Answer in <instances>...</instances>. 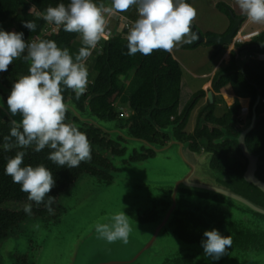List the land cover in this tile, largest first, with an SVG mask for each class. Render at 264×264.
Here are the masks:
<instances>
[{"label":"water","instance_id":"obj_1","mask_svg":"<svg viewBox=\"0 0 264 264\" xmlns=\"http://www.w3.org/2000/svg\"><path fill=\"white\" fill-rule=\"evenodd\" d=\"M232 17L234 25L224 37H205L195 30L196 44L214 43L219 50L231 47L245 63L235 39L245 18ZM207 97L213 103L212 91ZM262 101L258 94L247 123L230 122L236 135L228 127L222 128L219 142L237 144L248 162L242 174H227L214 167L215 152L197 150L191 142L179 139L175 133L178 124L162 129L169 138L165 145L126 136L155 152V158L123 165L110 181L87 178L88 195L102 197L96 205L87 199L90 207L85 210L98 216L90 226L76 228L79 219L69 215L48 228L33 221L31 229L36 237L44 236V242L38 243L30 264H264V181L257 176L264 152L252 154L246 143L261 120L258 109ZM93 122L103 128L98 119ZM156 167L158 175L153 172ZM77 192L78 188L70 197ZM103 208L108 212L102 213ZM121 211L132 227L128 244L99 239L95 224L107 222L105 217ZM27 229L26 235L30 225ZM213 229L233 240L228 254L218 261L206 257L201 246L204 232Z\"/></svg>","mask_w":264,"mask_h":264},{"label":"clouds","instance_id":"obj_2","mask_svg":"<svg viewBox=\"0 0 264 264\" xmlns=\"http://www.w3.org/2000/svg\"><path fill=\"white\" fill-rule=\"evenodd\" d=\"M246 20L252 24H264V0H235ZM137 7L138 18L127 29V55L145 56L154 51L171 52L179 43H192L198 39L192 30L197 9L186 0H111L109 5L95 0H70L66 5L49 6L45 12H37L49 25L62 27L67 33L79 35L82 46L72 54L51 39L37 37L26 41L23 32L0 29V73L7 72L14 61L28 63V74L21 75L13 83L7 97V113L10 133L3 137V148H34L39 153L49 149L47 159L58 167H79L81 162L92 159V146L87 134L73 122H66L69 105L63 93L70 90L79 100L87 91L89 69L87 61L98 44L110 38L109 18ZM30 9V14L35 9ZM23 27L35 32V21L23 22ZM19 116L20 119H14ZM26 152L16 151L8 159L5 173L27 193L29 202L44 205L54 214L52 205L56 197L49 193L56 186L52 171L44 164L22 166ZM32 203H26L23 211L32 215ZM97 222L98 238L109 244L129 242L132 227L124 211ZM201 246L204 255L220 260L232 247V237L223 236L219 230L205 231Z\"/></svg>","mask_w":264,"mask_h":264},{"label":"trees","instance_id":"obj_3","mask_svg":"<svg viewBox=\"0 0 264 264\" xmlns=\"http://www.w3.org/2000/svg\"><path fill=\"white\" fill-rule=\"evenodd\" d=\"M103 1L105 0H95L96 3ZM69 2L70 0H0V29L8 32H23L26 41L37 37L51 39L56 41L61 48L67 47L72 54H75L80 48L75 44L79 35L67 33L63 31L62 27H59L55 33L45 35V30H49L54 25H49L42 17L36 15L37 12H45L49 6L55 7L59 3L67 5ZM186 2L191 4V0H186ZM33 5L36 7L30 14ZM216 8L228 17L230 26L223 35L201 33L205 37H224L234 25L232 16L239 17L227 3L220 2ZM244 17L246 20V16ZM31 20L37 24L35 32L23 27V22ZM192 30L195 32L198 28L195 27ZM126 35L127 30L124 34L110 37L107 41L102 40L98 45L99 53L91 61L92 77H89L87 91L82 96L91 100V109L94 114L99 118L114 119L119 115L117 106H123L132 112L129 116V121L132 122L131 133L153 143H157L156 141L160 137L168 139V136L162 133V129L178 124L175 133L179 139L183 137L182 140L191 142L193 148L197 150L204 147L215 152L214 167L227 174L244 173L248 162L238 145L231 141L220 143L218 140L223 136V127H228V131L231 133L232 126L229 125L232 120L243 124L240 117L241 103L239 99H243L241 101L246 106L248 105L247 98L251 100L248 119L252 115V106L257 95L260 94L264 100V59H259V56H264V31L252 37L250 41L236 45L239 54H244L245 63H241L233 51L229 63L217 71L213 77V91L221 94L230 90L236 98L234 104L227 107L225 113L218 117L215 114L217 102L210 103L208 101L198 116L195 130L190 134L183 133L184 129L188 125L193 110L205 97V91L200 89L195 92L180 111L183 79V68L180 63L171 52L163 50L154 51L148 56L140 53L134 56L127 55ZM197 40L184 44L182 48L194 49L201 46L202 44H196ZM207 45L217 46L214 43ZM225 48L217 49L212 58H218ZM22 69H25L24 61L15 68L11 67L12 71ZM93 72H95L94 76ZM69 93L75 96L70 90H66L63 95L67 97ZM258 113L261 120L246 139L252 154L264 152V104L258 109ZM9 133L10 125L4 127L3 133L0 131V201H3L9 194V196L16 194L19 199L28 195L22 192L21 186L14 183L12 178L5 173L8 159L14 157L16 151L19 150L26 152L22 166H37L42 163L52 171L56 186L49 194H55V189L61 190L67 183L79 176L80 169L58 167L49 161L47 159L49 149L47 148L39 153L35 152L34 148L6 151L3 148V137ZM234 148L237 149L244 162L236 160L231 165L230 153ZM257 176L264 181V157ZM17 219L14 214L8 211H0V239L5 233L4 230L7 229V224L13 225L19 222Z\"/></svg>","mask_w":264,"mask_h":264},{"label":"flooded vegetation","instance_id":"obj_4","mask_svg":"<svg viewBox=\"0 0 264 264\" xmlns=\"http://www.w3.org/2000/svg\"><path fill=\"white\" fill-rule=\"evenodd\" d=\"M20 63H23L22 59L14 61L13 64L9 66L7 72L0 73V131L2 133L4 127L10 125L9 121L13 119V117L7 113V97L10 95L13 83L19 76L28 74L29 65L26 62L25 69L17 71L11 70V67L15 68V66ZM83 97L84 96H81L80 99L77 100L71 93L65 97V102L69 105V111L66 114V122L75 123L87 134L92 146V159L89 162H81L80 166L76 167V169L80 170L79 176H77L75 180L67 183L59 191L55 189V194H49L57 198L52 205L54 214H49L43 204L36 206L35 202H29L27 195L24 196L23 199H19L16 194L11 196H9V194L3 201H0V211H8L14 214V217L16 216V218H18L17 220H19V222L13 225L10 223L7 224V229L4 230L5 233H3L0 239V264H30L32 249L25 250L24 248H10L7 246V253L3 254L6 244L8 245V242L13 238L25 233L27 226L33 221L44 220L49 224L57 225L66 212L64 200L66 196L68 197L71 194L81 177L90 175L100 180L110 181L115 173L121 172L120 167L123 165L146 161L156 156L155 152L152 150L146 149L144 146L138 143H132L126 139V136H133L136 139L144 140L131 133L132 122L130 123L129 118L122 119L120 115L114 117V119H109L107 117L99 118L91 109V100ZM243 107L245 109L247 108L246 105ZM203 109L201 111H203ZM14 119L19 120L20 117L17 116ZM93 119H98L103 128L97 126V124L93 122ZM230 131L234 135L237 134L234 127H231ZM182 138L183 137H180L181 140ZM168 141L169 138L160 137L156 142L165 145ZM200 149L207 148L201 147ZM26 203L33 204L32 215H27L23 211V206ZM6 222L8 223V221ZM30 246L33 248L32 242Z\"/></svg>","mask_w":264,"mask_h":264},{"label":"rangeland","instance_id":"obj_5","mask_svg":"<svg viewBox=\"0 0 264 264\" xmlns=\"http://www.w3.org/2000/svg\"><path fill=\"white\" fill-rule=\"evenodd\" d=\"M191 2H192L191 5L197 9V16L195 20L193 21L192 28L197 27L198 28L197 31H200L203 34L204 32H207V31L222 30L226 26L228 21H230L228 17L220 13L218 9L216 8V4L220 2L221 3L224 2V3L231 5L236 15L245 16V14L242 13L239 7L237 6L235 0H231V1L229 0H191ZM243 24H245V22ZM253 27H257L261 31H264V24H253ZM249 28L244 31L245 28L243 29V25H242V28L240 29L235 39L238 40L240 39L241 35L243 34L246 35V32H249ZM75 44L77 47L82 46L80 39H78ZM184 44L186 43L177 44L174 47V49L171 51L173 57L180 63V65L183 68L180 111L183 110V108L185 107V105L187 104V102L190 100V98L195 92L202 89L206 93L205 97L199 101L198 105L193 110L190 116L188 125L184 129V133L189 134L194 131L197 116L200 114V111L207 105V102H208L207 94L208 92L212 90V86L210 83V80H211L210 75L213 72V69L215 68L216 61L220 60L221 58L223 59L224 55L226 54V60H228L229 62L231 58L230 57L231 53L233 51H231L232 49L231 47L230 48L227 47V49L225 48L217 59L216 58L213 59L212 58L213 53L217 49H219L216 45L208 46L207 44H202L201 46H197V48H194V49H183L182 46ZM99 51H100L99 46H97V48L93 50L92 56L87 61V67L89 69L90 78L92 77V72L90 70V64H91L92 59L96 56V54L99 53ZM222 67H223V64H222ZM94 75H95V72H93V76ZM228 94L232 95L230 90L223 92L221 94L213 92L214 102H217V108H216L215 114L218 117H221L225 113L227 107H230L234 104V98ZM248 105H249V101H248ZM117 107H118V110L119 109L128 110L127 108L123 106H117ZM242 108H243V105H241V109ZM248 114L243 115L241 112L240 117L243 120V123L248 122L249 120ZM122 119H126V118H122ZM236 160H241L242 162H244V159L239 155L237 149L234 148L232 149L230 153V164L233 165ZM158 171H159V167H156L153 170L155 175H158L159 173ZM168 171H170V169L165 168V172H168ZM88 177H93V176L85 175L81 177L79 181L77 182V185L71 192L72 194L78 188L77 194H74L71 197H70L71 195L70 194L68 197L66 196L64 200V206L66 208V212L64 216L69 215V216L78 218L79 221H77V223L75 224L76 228L90 226L93 222L98 220V216L96 215V213H92V212L89 213L85 210V207L86 208L90 207V203L88 202L87 199H89L94 205L99 204L102 200V197L100 195L96 196L97 199L88 195V191L90 190V185L88 183L89 179H87ZM91 189H93L92 186H91ZM101 212L106 213L108 212V209L103 208ZM41 223L43 224V227H46V228H48L50 225H54V224H49L44 220H41ZM31 226L33 225L30 224L29 234L27 235L25 234L26 232H28V229H27L29 227L28 225L25 233H23L22 235L16 238H13L10 242H8V245L6 244L5 251L3 252V254L7 253L6 252L7 246L10 248H13V247L24 248L25 250L32 249L31 253L33 254L38 249V243L42 244L44 242V236H41L40 238L36 237L37 235L31 229ZM80 233H81V230L79 231V234ZM31 242L33 243V248H31L30 246Z\"/></svg>","mask_w":264,"mask_h":264},{"label":"crops","instance_id":"obj_6","mask_svg":"<svg viewBox=\"0 0 264 264\" xmlns=\"http://www.w3.org/2000/svg\"><path fill=\"white\" fill-rule=\"evenodd\" d=\"M229 1H231V0H229ZM101 3H104L105 5H109L111 3V0H105V1H103ZM191 4H192V2H191ZM239 17H244V16H239ZM137 18H138V11H137V7L136 6H132L125 13L117 14L115 16L110 17L109 18V23H108V26H107L108 27V31L110 33V37H114V36H118L120 34H124V32L127 30L126 29V25H129L130 26V23L131 22H134ZM229 26H230V21H228V23L226 24V26L222 30L207 31V32H204V34H206V33H214V34H216L217 33V35H223V34H225L227 32ZM248 28H249V32H246V35H244V34L241 35L240 39L237 40L238 42H241V41H242L241 43L248 42V41H250L252 39V37H255L260 32H262L259 28L253 27V24L252 23H249V22H247V20H245V24H243V29L245 31ZM211 29H213V28H211ZM78 39H80V38H78ZM237 44L238 43H236V45ZM226 49H227V47H226ZM259 59H261L260 56H259ZM228 63H229L228 60H226V54L224 55L223 59L221 58L220 60H217L216 61L215 68L213 69V72L210 75V77H211V80H210L211 86H212L213 77L215 76V74L217 73V71L222 67V64H223V66H225ZM211 91L214 92L213 91V88H212ZM228 95H230V94H228ZM230 96H232L234 98V102H235V100H236L235 96H233V95H230ZM241 100H243V99H239V102L242 103L241 105L245 106V104ZM247 100L249 101V105L247 106V108L250 111V103H251V100L249 98H247ZM124 111L132 114V112L129 111V110H124Z\"/></svg>","mask_w":264,"mask_h":264},{"label":"built area","instance_id":"obj_7","mask_svg":"<svg viewBox=\"0 0 264 264\" xmlns=\"http://www.w3.org/2000/svg\"><path fill=\"white\" fill-rule=\"evenodd\" d=\"M126 28L128 29L129 25H126ZM58 30H59V27H56V26L50 27L49 30H45V35H49L51 33H55ZM237 43H239V42L237 41ZM260 58L264 59V56L261 55ZM262 104H264V100L262 101ZM118 112H119L121 118H129V116L131 115V113H128V112L124 111L123 109H119ZM241 112H242L243 115H247L249 110H248V108H246V109L242 108Z\"/></svg>","mask_w":264,"mask_h":264}]
</instances>
